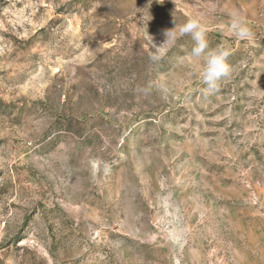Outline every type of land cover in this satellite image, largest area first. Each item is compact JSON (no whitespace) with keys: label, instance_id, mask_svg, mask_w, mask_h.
Returning <instances> with one entry per match:
<instances>
[{"label":"rangeland","instance_id":"rangeland-1","mask_svg":"<svg viewBox=\"0 0 264 264\" xmlns=\"http://www.w3.org/2000/svg\"><path fill=\"white\" fill-rule=\"evenodd\" d=\"M0 264H264V0H0Z\"/></svg>","mask_w":264,"mask_h":264},{"label":"clouds","instance_id":"clouds-1","mask_svg":"<svg viewBox=\"0 0 264 264\" xmlns=\"http://www.w3.org/2000/svg\"><path fill=\"white\" fill-rule=\"evenodd\" d=\"M232 31L240 38H246L251 35L247 22L239 15L233 14ZM171 29L165 32L169 34ZM181 34H190L193 41L191 55L193 57L204 58L202 71L200 73L202 82L206 85V91L212 92L217 90V82L226 77L229 72L227 57L229 52L224 48L218 47L210 49L206 40V31L203 25L194 18L187 20L180 28Z\"/></svg>","mask_w":264,"mask_h":264}]
</instances>
